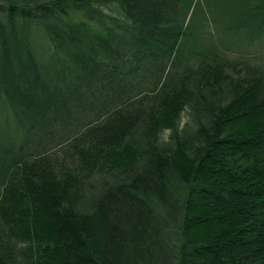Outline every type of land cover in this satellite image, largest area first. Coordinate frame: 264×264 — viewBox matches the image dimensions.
I'll list each match as a JSON object with an SVG mask.
<instances>
[{
    "label": "trees",
    "instance_id": "1",
    "mask_svg": "<svg viewBox=\"0 0 264 264\" xmlns=\"http://www.w3.org/2000/svg\"><path fill=\"white\" fill-rule=\"evenodd\" d=\"M0 264H264V0H0Z\"/></svg>",
    "mask_w": 264,
    "mask_h": 264
},
{
    "label": "rangeland",
    "instance_id": "2",
    "mask_svg": "<svg viewBox=\"0 0 264 264\" xmlns=\"http://www.w3.org/2000/svg\"><path fill=\"white\" fill-rule=\"evenodd\" d=\"M188 115H187V111L183 110L181 113V118H180V122L182 123L183 121H185L187 119ZM166 131H163V137L165 136Z\"/></svg>",
    "mask_w": 264,
    "mask_h": 264
}]
</instances>
